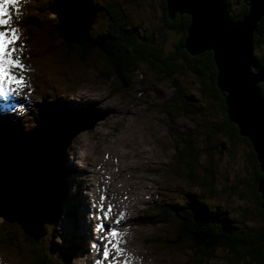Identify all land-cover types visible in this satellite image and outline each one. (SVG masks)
<instances>
[{"label":"rangeland","instance_id":"374dc122","mask_svg":"<svg viewBox=\"0 0 264 264\" xmlns=\"http://www.w3.org/2000/svg\"><path fill=\"white\" fill-rule=\"evenodd\" d=\"M108 1L122 9L136 39H148L182 64L177 53L182 33L166 27L161 0H97L94 8L86 0H18L20 53L37 92L23 98L24 105L34 99L39 103L22 117L2 109L9 117L7 124L15 129L0 124V140L24 136L43 119L53 125L62 118L71 139L63 165L62 189L68 196L58 201L60 213L57 207L52 222L42 224L38 241L25 235L21 224L0 216V264H38L39 249L60 264H95L97 259L109 264L116 254L110 250L113 256L103 260L101 234L95 229L101 195L105 197L103 206L112 207L109 219L99 222L118 233V247L124 255L119 264H197L194 245L180 237L175 221L188 211L181 206L196 200L207 202L234 232L260 231L264 235V211L256 190L263 173L255 153L251 145L226 129L218 99L201 93L195 73L181 69L166 77L136 62L121 81L98 52L84 57L80 49L67 51L69 45L60 32L61 16L69 20L79 10L88 20L87 8L93 9L87 32L92 38L99 37L108 23L104 10ZM223 2L229 14L240 12L239 0ZM261 54L263 44L253 48L254 57ZM258 69L264 73L259 64L255 71ZM74 96L81 99L74 100ZM2 105L9 107L8 103ZM16 119L19 126L13 122ZM79 125L84 129L74 135ZM185 147L198 158L193 169L195 182L186 172ZM207 164H212V190L204 184ZM254 165L261 173L258 178ZM255 193L260 199L258 207ZM161 201L176 206L175 216L156 224L147 222V206ZM261 244L264 246V240ZM235 260L220 248L202 264H236Z\"/></svg>","mask_w":264,"mask_h":264},{"label":"trees","instance_id":"16d2710c","mask_svg":"<svg viewBox=\"0 0 264 264\" xmlns=\"http://www.w3.org/2000/svg\"><path fill=\"white\" fill-rule=\"evenodd\" d=\"M90 4L91 8H94L97 0H86ZM227 1V0H224ZM241 2L240 12L238 14H229L231 20L240 19L248 10L247 4L244 0ZM161 4L164 10H166L165 0H161ZM93 9H91L92 11ZM106 17L108 19L107 26L100 33V36L92 38L89 32L87 42H65L69 45L67 51L71 52L74 49H80L84 57L90 55L93 52H98L104 59L108 69L118 77L121 81L124 80L126 72L130 73V68L134 66L136 62L144 63L147 68L152 69L153 73L164 75L166 77H173L178 70H188L195 73L198 77V83L200 84L201 93L204 92L206 96L218 99L220 106L222 107L221 117L223 118V125L226 129L231 130L235 137L242 139L248 146L251 144L245 138L239 135L238 129L235 124L230 123L226 119L224 97L215 85L216 67L213 60V54L211 51H204L197 55H190L183 47V41L186 35V27L189 24L190 17L187 14H178L170 19L164 14L165 25L170 29H178L182 33L180 39L179 51L177 53L181 59L182 64H178L172 57V53H162V48L155 46L148 39L138 40L135 35L128 30L129 21L125 19L122 9L118 8L112 2L108 1V4L104 7ZM93 12V11H92ZM264 45V15L260 18L256 24V28L253 32V46L257 48L259 45ZM178 50V49H177ZM258 61L259 68L264 70V54L255 55ZM157 62V63H156ZM260 94H264V84L259 83L257 85ZM223 127L221 126L220 129ZM231 134V136H233ZM189 146V144H188ZM186 172L190 180L196 181L194 177L193 169L194 164L197 161V157L189 151V148L185 147L184 150ZM253 158L254 153H252ZM253 162L256 164L255 159ZM212 164H207L204 169V184L207 185L209 190H212ZM257 178L261 176L257 165H254ZM254 198L258 204L260 202L258 193L254 194ZM188 207V211H185L184 215L176 217V224H178L179 235L185 241H190L195 248V255L197 256V264H202L204 259H209L215 250L224 249L228 255L235 257V263H241L246 260L250 264H264V246L261 244L264 240V235L260 232H248L238 233L234 232L227 225L224 217H220L217 212L208 205L207 202L202 200H196L194 203H189L181 206V210H185ZM175 208V209H174ZM149 212L146 214L148 217L146 220L151 224L160 223L161 221H168L175 216L176 206L167 202L160 203L153 202L147 206ZM259 209V208H258ZM184 212V211H183ZM160 213H163L162 215ZM160 214V216H158ZM6 221H3V223ZM7 224V222L5 223ZM25 233V232H24ZM5 234V233H4ZM26 235V234H25ZM34 240V239H33ZM33 245H38L34 241ZM37 248H39L37 246ZM36 248V249H37ZM39 249L36 250V260L38 264H60L51 257V254ZM62 263V262H61ZM66 264V262L62 263Z\"/></svg>","mask_w":264,"mask_h":264},{"label":"water","instance_id":"95a60500","mask_svg":"<svg viewBox=\"0 0 264 264\" xmlns=\"http://www.w3.org/2000/svg\"><path fill=\"white\" fill-rule=\"evenodd\" d=\"M244 2L248 7L246 14L238 21L230 22V17L225 11V3L222 0H165L167 16L170 19L176 13L187 14L190 17L189 25L186 27V37L183 41L185 51L190 55H197L204 51H211L213 54L216 67L215 85L224 97L227 120L236 125L240 136L249 140L259 169L263 173L257 182L256 190L260 192V206L263 207L264 211V96L258 93L256 86L258 83L264 84V73L260 72V70L255 71L258 64L254 60L253 55V32L256 24L264 15V0H244ZM84 14L77 10L76 16L74 18L68 17L69 20L66 15L61 16L60 32L64 40L69 42L89 41L86 32L90 28L94 17L91 12L89 19L86 20L87 16ZM85 21L87 22L86 24ZM58 122L50 126L53 133L45 130V140L50 135H55V125ZM61 123H64V121L62 120ZM61 123L58 124L60 132L65 135V139L59 143L68 145L71 139L65 133V126L67 125L65 123L62 125ZM91 123L93 125L94 122ZM80 130H82V127L77 128L74 135ZM45 146L44 148H39L38 152L43 154L44 150H46V153L50 151L46 144ZM52 146H55L53 151L57 149L58 153H63L61 147H57V143L55 145L52 144ZM46 153L44 154L45 156ZM49 158H51V154ZM14 161L17 162V170L23 172L26 155L23 160L15 159ZM43 162L49 163L50 161L45 159ZM52 165L54 167L53 163ZM48 172H50V168ZM23 176H25L24 172ZM21 181H24V179L22 178ZM48 181L47 189H42L41 183L39 185L33 184L29 187L34 190L36 198L37 196L48 198V200L52 201L51 204L56 203L55 209H57V201L61 197L59 194V192L61 193L59 188L61 184L58 173L48 175ZM7 184L0 178V188L3 192L0 194L2 196H0V213L3 210L8 211V222L16 221V223L21 224L25 233L38 241L41 231L36 226H32V224L30 225L32 228L29 229L26 219H23L27 217H21L20 206L13 203L12 197H10V201L5 199L4 186ZM15 186L18 191V199H21L26 192V188H23V184H16ZM20 192L23 195H19ZM42 194H45V196H42ZM36 198L32 199L36 200ZM40 209V214L44 215L42 203H40ZM22 212L24 213V210ZM39 219L43 221L40 217Z\"/></svg>","mask_w":264,"mask_h":264},{"label":"bare ground","instance_id":"6f19581e","mask_svg":"<svg viewBox=\"0 0 264 264\" xmlns=\"http://www.w3.org/2000/svg\"><path fill=\"white\" fill-rule=\"evenodd\" d=\"M222 1H224V0H222ZM19 5H20V3L17 0L16 6H13V5L7 6V11L9 13L10 19L12 21L11 26H13V27H16V21L20 20L21 14L18 13V11H17V6H19ZM226 8H227V6H226ZM226 8H225V11L229 15V12H228V10H226ZM88 13H91V10L89 8H88ZM238 20H231V18H230V22L231 21L234 22V21H238ZM189 22H190V20H189ZM86 36H87V32H86ZM18 44L23 45V39H21L20 33H19ZM22 53L19 52L18 54L20 55L21 62L25 65V59L22 56L24 54H22ZM191 55H195V54H191ZM254 60L256 61L255 57H254ZM256 63L258 64L257 61H256ZM258 71H259V69H258ZM260 72H262V71L260 70ZM20 74L23 75V77H24V85H25L20 90V95L17 97L8 96V97H3V99L0 98V105L2 106V107H0V124H7V122L9 121V119H8L9 117L6 114L8 111L12 114V116H14V114H15L19 117L20 116L22 117L24 115L23 113L25 111H28L29 107H34L37 103H39V101L36 102L35 99H34V103H32L30 101V99H28V101H30L31 104L29 106L24 105L25 100L23 98L34 97L37 92H36V87L34 86V83L32 82V77H31L30 73L28 72L27 68H26V71H24L23 73H20ZM31 86H34V91H32V90L29 91V88L31 89ZM263 96H264V94H263ZM77 99H81V98H79L78 96H74V100H77ZM5 103H8L9 107H7L6 105H2ZM18 104H21V106ZM22 108H23V111H20ZM2 109L3 110L7 109V112L3 111ZM17 119L20 120V118H17ZM17 119L13 122L18 124L17 126H19L20 124H19V121ZM96 119H98V118H95V120H93V122H96ZM61 120H62V118L59 119V121H61ZM58 123L55 125L56 126V130L54 131L55 135H50V137L47 138L46 140L44 138L45 130L51 131V133H53V131L50 128L51 125L48 122H44V119L42 120V122L40 124H37L33 130L29 131L24 136H19V137L17 136L15 138H10L8 140H6V139L0 140V178L3 181L8 183L7 185L4 186V188H5V193H4L5 199L10 201V197L13 198V200H14L13 203L15 205L20 206L19 210L22 214L21 217H27L26 222L28 224V228L29 229L32 228L30 226L31 224H32V226H36L37 229L39 231H41V237L43 235V231H42L43 225L42 224L43 223H51L53 218L55 217L56 203L51 204L52 201L48 200V198H46V197L44 198L41 196H37V198H36L34 190L29 186L33 185V184L39 185L41 183L42 189L43 188L47 189L48 188L47 185H49L48 175H51L53 173H58L59 182L61 184V186L59 187L61 193L59 192V194L62 195L58 201L63 199L64 195H67L66 194L67 190L62 189V186H63L64 174H66L65 173L66 170L64 169L65 167L63 166L65 163L64 162V155H65V151H66V148L68 147V145H64V143L63 144L59 143V142L64 141L65 135L60 132V127H59ZM61 124L63 125L64 123H61ZM6 126H8L9 128L11 127L12 129H15V127L11 123L9 125L7 124ZM80 127H82V126L79 125V128ZM82 129H84V128L82 127ZM56 143H57V147H61V149L63 150V153H58L57 149L56 150L54 149V151H53V147H55V146H52V144L55 145ZM45 144L47 145V148L50 149V151H48L46 153V150H44L43 154L38 152L39 148L46 147ZM45 153H46V156L44 155ZM50 154H51V158H49ZM25 155H26V162L23 165V172H24L25 176H23V172H20L19 170H17V162L14 160L15 159H17V160L22 159L23 160ZM45 159H49L50 162L49 163L43 162V160L45 161ZM52 163L54 164V167H53ZM49 168H50V172H48ZM70 168L73 169L71 166H68V169H70ZM22 178L24 179V181H21ZM16 184H23V188L24 189L26 188V192L24 193V195L22 194V192L19 193V195H23L21 197L22 200L18 199V196H17L18 191H17L16 186H15ZM39 190L41 191L40 188H39ZM2 193H3L2 189L0 188V194H2ZM42 196H45V194H42ZM56 197H57V192H56ZM32 198H36V200L32 199ZM58 201H57V204L59 203ZM40 203L43 204V210H44L43 214L44 215L40 214V210H41L40 209ZM6 204H8V203H6ZM22 210H24V213L22 212ZM57 211L58 212L60 211L59 207H58ZM7 212L8 211H6V210L1 211L0 216H2L8 222ZM119 213H120V211L117 212V215ZM38 216L43 221H41ZM128 237H130V235H128ZM127 248H129V247H126V249ZM126 251H130V250L127 249ZM113 253L114 252H111L110 257L113 256ZM89 254L92 255V252L89 251ZM143 254H145V253H143ZM119 256H120L119 260H118L117 256L115 257L116 264L123 263L122 262V260H124L123 253L120 254ZM54 260H56V259H54ZM124 262H126V261H124ZM135 263L136 262L133 261L131 264H135Z\"/></svg>","mask_w":264,"mask_h":264},{"label":"snow or ice","instance_id":"6c2138e0","mask_svg":"<svg viewBox=\"0 0 264 264\" xmlns=\"http://www.w3.org/2000/svg\"><path fill=\"white\" fill-rule=\"evenodd\" d=\"M8 5H17V0H0V97H17L20 95V90L25 86L24 77L20 73L26 71L25 65L20 60L18 54L23 49L19 41V29L13 27L10 15L7 11ZM29 91L31 89L29 88ZM105 197L101 195V204L96 209L95 229L101 235L99 239L103 242L102 257L103 260H109L110 250L114 251L116 256H119L121 249L118 247V233L115 228L106 226L99 222L109 219L111 205L107 208L103 206ZM123 215V213H121ZM97 248L96 244L92 245ZM95 264H102L101 259H97ZM109 264H116L115 257H112Z\"/></svg>","mask_w":264,"mask_h":264}]
</instances>
